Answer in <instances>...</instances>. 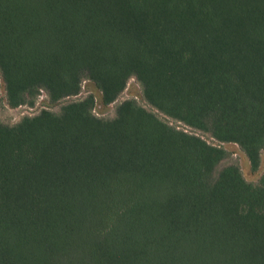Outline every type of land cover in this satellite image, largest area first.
Listing matches in <instances>:
<instances>
[{
  "label": "trees",
  "instance_id": "1",
  "mask_svg": "<svg viewBox=\"0 0 264 264\" xmlns=\"http://www.w3.org/2000/svg\"><path fill=\"white\" fill-rule=\"evenodd\" d=\"M11 107L130 79L165 117L264 150V0H0ZM0 121V264H264V174L125 100Z\"/></svg>",
  "mask_w": 264,
  "mask_h": 264
},
{
  "label": "rangeland",
  "instance_id": "2",
  "mask_svg": "<svg viewBox=\"0 0 264 264\" xmlns=\"http://www.w3.org/2000/svg\"><path fill=\"white\" fill-rule=\"evenodd\" d=\"M92 96L95 99V106L93 113L95 116L102 119H112L116 116L118 106L125 100H135L139 105L143 106L149 111L158 114L162 119L166 120L171 126L177 129L184 130L190 133L197 134L211 145L219 146L228 152L227 158L220 163L216 169V174L229 165L239 167L244 179L251 184L257 185L261 176L264 174V150L261 152V163L257 171L252 169L250 161L244 151L238 144L235 143H220L216 141L210 134L194 131L182 123L165 117L163 114L152 108L144 99L143 91L140 83L132 78L129 80L126 89L119 96V98L110 105L103 102L102 94L97 86L89 81L84 80L82 83L81 93L78 96L69 97L60 102H52L45 91H41L35 98L30 99L25 105L19 107H11L7 101V94L3 79L0 77V121L9 126L19 123L27 116H34L43 110H49L55 113H60L62 107L71 101L85 99Z\"/></svg>",
  "mask_w": 264,
  "mask_h": 264
}]
</instances>
